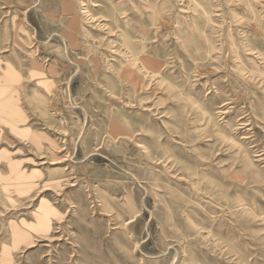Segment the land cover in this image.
Here are the masks:
<instances>
[{
    "label": "rangeland",
    "instance_id": "rangeland-1",
    "mask_svg": "<svg viewBox=\"0 0 264 264\" xmlns=\"http://www.w3.org/2000/svg\"><path fill=\"white\" fill-rule=\"evenodd\" d=\"M0 264H264V0H0Z\"/></svg>",
    "mask_w": 264,
    "mask_h": 264
}]
</instances>
